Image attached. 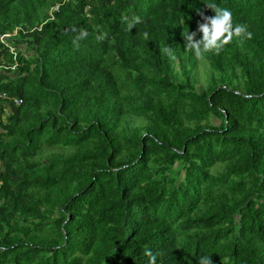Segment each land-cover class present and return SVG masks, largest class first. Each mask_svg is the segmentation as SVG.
<instances>
[{
  "label": "trees",
  "instance_id": "trees-1",
  "mask_svg": "<svg viewBox=\"0 0 264 264\" xmlns=\"http://www.w3.org/2000/svg\"><path fill=\"white\" fill-rule=\"evenodd\" d=\"M55 3L0 0V264H264V0Z\"/></svg>",
  "mask_w": 264,
  "mask_h": 264
},
{
  "label": "clouds",
  "instance_id": "clouds-1",
  "mask_svg": "<svg viewBox=\"0 0 264 264\" xmlns=\"http://www.w3.org/2000/svg\"><path fill=\"white\" fill-rule=\"evenodd\" d=\"M206 6L212 9L215 13L214 16H203V22H198V28L196 31H183L182 36L185 40V50L192 51L198 58H202L205 53L219 52L226 44L230 43L233 36L245 37L251 39L253 33L248 31L246 25L236 24L233 25L232 13L226 9L221 8L215 3H207ZM140 23L139 17H134L132 21L128 22L127 28L131 30L135 24ZM197 32L202 33L200 39H196ZM87 31L81 29L78 36L75 38L74 43L78 47V41L87 38ZM145 39L148 37V33L144 34ZM162 54H166L171 60H175L176 57L173 54V50L164 46L160 49ZM145 255L149 257V264H156L157 257L152 253L150 249L145 250ZM199 264H212V259L209 256H203L199 259Z\"/></svg>",
  "mask_w": 264,
  "mask_h": 264
},
{
  "label": "built area",
  "instance_id": "built-area-1",
  "mask_svg": "<svg viewBox=\"0 0 264 264\" xmlns=\"http://www.w3.org/2000/svg\"><path fill=\"white\" fill-rule=\"evenodd\" d=\"M68 0H56V3L52 6L51 10H50V14L52 16V18H54L53 14L60 10L61 6L67 2ZM21 28L20 27H17L14 31L10 32H5V33H1L0 34V41L5 44L11 51V53L13 54V61L12 62H1L0 61V73L1 72H5V71H9V72H12V71H16L18 66H19V60H18V46L17 45H14V41H12L11 39L14 38L19 30ZM12 42V43H10ZM0 98H4V99H7V98H10L9 95L5 92V91H2L0 90ZM22 99L21 98H14V102L17 104V105H20L22 103Z\"/></svg>",
  "mask_w": 264,
  "mask_h": 264
}]
</instances>
